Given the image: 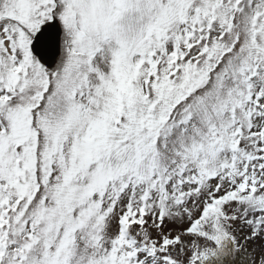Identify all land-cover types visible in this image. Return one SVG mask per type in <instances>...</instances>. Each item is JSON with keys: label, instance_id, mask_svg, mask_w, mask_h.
Instances as JSON below:
<instances>
[{"label": "snow or ice", "instance_id": "obj_1", "mask_svg": "<svg viewBox=\"0 0 264 264\" xmlns=\"http://www.w3.org/2000/svg\"><path fill=\"white\" fill-rule=\"evenodd\" d=\"M0 264H264V0H0Z\"/></svg>", "mask_w": 264, "mask_h": 264}]
</instances>
